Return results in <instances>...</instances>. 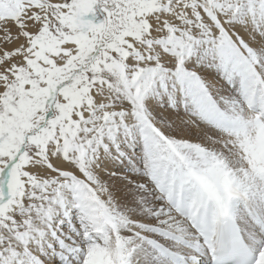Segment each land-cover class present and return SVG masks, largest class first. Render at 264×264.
<instances>
[{"label": "snow or ice", "instance_id": "obj_1", "mask_svg": "<svg viewBox=\"0 0 264 264\" xmlns=\"http://www.w3.org/2000/svg\"><path fill=\"white\" fill-rule=\"evenodd\" d=\"M0 264H264V0H0Z\"/></svg>", "mask_w": 264, "mask_h": 264}]
</instances>
